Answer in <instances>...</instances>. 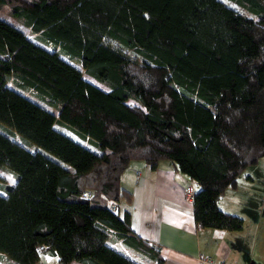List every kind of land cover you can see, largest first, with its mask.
<instances>
[{
	"label": "trees",
	"instance_id": "trees-1",
	"mask_svg": "<svg viewBox=\"0 0 264 264\" xmlns=\"http://www.w3.org/2000/svg\"><path fill=\"white\" fill-rule=\"evenodd\" d=\"M233 1L252 15L221 0H0L51 45L0 17V169L13 174L0 192V253L9 262L33 264L43 245L57 264H138L106 243L115 238L160 264L117 208L129 200L119 175L133 159L151 168L165 159L190 179L198 226L240 227L216 200L264 156V0Z\"/></svg>",
	"mask_w": 264,
	"mask_h": 264
},
{
	"label": "crops",
	"instance_id": "crops-1",
	"mask_svg": "<svg viewBox=\"0 0 264 264\" xmlns=\"http://www.w3.org/2000/svg\"><path fill=\"white\" fill-rule=\"evenodd\" d=\"M14 25L32 38L20 23ZM61 57L79 67L66 56ZM119 183L130 195L128 201L119 200L117 208L128 210L129 228L155 249L160 264H197L198 256L224 264H264V186H253L251 176L236 179L235 185L225 187L216 200L220 209L241 217L237 229L198 226L192 198L185 199L181 193L184 185L192 183L165 159L154 168L144 161L130 160L120 172ZM106 243L138 264H155L153 258L136 253L119 239L111 238ZM33 264H57L56 256L40 251Z\"/></svg>",
	"mask_w": 264,
	"mask_h": 264
},
{
	"label": "rangeland",
	"instance_id": "rangeland-1",
	"mask_svg": "<svg viewBox=\"0 0 264 264\" xmlns=\"http://www.w3.org/2000/svg\"><path fill=\"white\" fill-rule=\"evenodd\" d=\"M221 1L224 2V3H226L227 5L235 8L236 10H238L241 13H244V14H247V15H252L250 12H248L245 9H243L239 4H237L233 0H221ZM0 17L6 19L10 23L19 24V22L17 20H15L10 15L4 13L3 11H0ZM22 27L24 28V31L27 32L28 35H30V33L27 30V28H25L23 25H22ZM31 37H32V39H35L36 41L40 42V40H38L33 35ZM100 41H101V43L103 45H105L106 47H108V48L112 49L113 51L119 53L120 55L125 56V57H127L129 59H133L135 61L138 60L137 56L134 53H132L130 50H128V49H126V48H124V47H122V46H120L118 44H115L112 40H109V39L103 37V38H101ZM40 43L44 44V46L47 47V48H51V45L48 44V43H43V42H40ZM60 55L61 56H65L61 52H60ZM71 60L73 62L77 63L75 60H73V59H71ZM82 76L83 77H86V78H88L90 80L92 79V78L88 77L85 74H82ZM97 85H99L101 87L107 88L105 85L100 84V83H97ZM55 127H58V129H65V130H67L68 132H64V131L63 132L66 133L71 138H73L75 140H78L82 144H84V145L90 147L91 149H94L95 150V148L91 144H89L86 140H83V139H81V138H79L77 136H76V138H74V133L72 131H70L69 129L63 128L62 126H60L58 124H56ZM71 134H72V136H71ZM16 140H17V138H16ZM28 145L30 147H36L32 143H29ZM246 175H249V176H251L253 178V183H254L253 186H257V185L264 186V156L259 157L255 163H251V164L245 165L239 171V173L237 174L236 179L242 178V176L245 178ZM12 181H13V174L10 171H8V170L0 169V192L3 190L2 185L4 183H11ZM0 264H10L8 262V259L6 258V255H4V254L3 255H0Z\"/></svg>",
	"mask_w": 264,
	"mask_h": 264
},
{
	"label": "built area",
	"instance_id": "built-area-1",
	"mask_svg": "<svg viewBox=\"0 0 264 264\" xmlns=\"http://www.w3.org/2000/svg\"><path fill=\"white\" fill-rule=\"evenodd\" d=\"M181 193H182V196L185 198V199H190L192 198V196L195 194V188L192 186V184H186L184 185L182 188H181ZM83 195L85 196H88L89 195V192L88 191H85L83 192ZM43 245L42 246H38L36 248V250L38 252L41 251ZM197 264H224L222 262H216V261H213L209 258H206V257H203V256H198L197 258Z\"/></svg>",
	"mask_w": 264,
	"mask_h": 264
}]
</instances>
